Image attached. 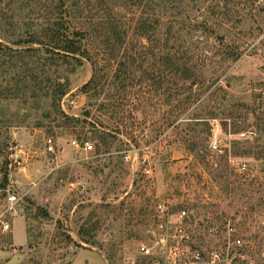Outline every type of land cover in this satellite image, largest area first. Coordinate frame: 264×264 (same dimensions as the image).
<instances>
[{
	"label": "rangeland",
	"instance_id": "1",
	"mask_svg": "<svg viewBox=\"0 0 264 264\" xmlns=\"http://www.w3.org/2000/svg\"><path fill=\"white\" fill-rule=\"evenodd\" d=\"M56 20L90 60L49 49ZM167 46L191 77L168 73ZM0 82V264H123L153 243L157 199L264 264V0H0Z\"/></svg>",
	"mask_w": 264,
	"mask_h": 264
},
{
	"label": "built area",
	"instance_id": "2",
	"mask_svg": "<svg viewBox=\"0 0 264 264\" xmlns=\"http://www.w3.org/2000/svg\"><path fill=\"white\" fill-rule=\"evenodd\" d=\"M250 133L254 134L253 131ZM71 145L85 151L93 149L90 140L73 139ZM210 146L221 151L216 141L211 142ZM45 148L48 153H57L53 137L46 138ZM245 168V163L239 166L240 170ZM145 172L149 174L151 170L147 168ZM7 199L9 208L13 209L17 196L9 193ZM9 227L8 222L4 224L5 229ZM200 227V220L188 208H176L165 199H157L154 203L153 243H141L138 255L125 258L123 264H234L236 258L245 256L247 243L235 236L231 227L225 231L219 225L211 224L207 234L214 238L212 242L200 240Z\"/></svg>",
	"mask_w": 264,
	"mask_h": 264
},
{
	"label": "trees",
	"instance_id": "3",
	"mask_svg": "<svg viewBox=\"0 0 264 264\" xmlns=\"http://www.w3.org/2000/svg\"><path fill=\"white\" fill-rule=\"evenodd\" d=\"M62 27H66L67 32H64V33L61 32V28ZM49 30H51L50 33H49V37L52 38V42L49 45V49L53 48L54 50L63 52V54L79 53V54L83 55L84 57H87L90 60V56H89L88 50L84 49L82 47V45H81L82 40H80V39L75 40L74 38H72L70 36V34L71 35H77L79 33H81V36H82V35H84L83 33H85V32H82V31H79V32H74V31L73 32H68L69 31V27L65 26L63 21L60 22V20L59 21L56 20V22L54 23V26L50 27ZM38 41H39V34L33 33V34H31L29 36L28 40H26L25 42L28 45H30V44L38 43ZM170 48H172V46H167V54H166L165 58H162L168 64V73L171 74V75H176V76L182 75V77H185V78L191 77L190 75L194 71L193 68H192V65H191L192 62L188 61V59H185V60L182 59L183 62H181L180 58L175 56L177 52L169 50ZM183 50H184V53L185 52L186 53L189 52L185 48H183ZM179 52H180V49L178 50V53ZM82 53H84V54H82ZM203 56H204V58L199 60V66L201 67L200 70H201L202 74L204 73V70L207 69V64H206L207 60H210L209 59L210 57H208L207 54H203ZM196 63H198V62H196ZM210 63L214 66V68L212 70L213 74H215L222 67V62L221 61H210ZM96 64H97V62H93V65L95 66V68H94L95 72L97 71ZM223 73L224 72H222V74ZM222 74H219L216 78H214V81H213L214 85H215V81L218 80L222 76ZM95 77L96 76H94L93 79L90 82H92L95 79ZM26 78H28L27 75H26ZM90 82H89V84H90ZM0 83H1L0 84V89L8 88L7 86H3L2 82H0ZM213 88H214L215 94H219L220 91H224L225 90V88H223V86H220V85H215ZM10 89H15V88L10 87ZM3 95L0 92V98L3 97ZM10 95H12V92H11ZM256 109L257 108H254L255 111L252 112V114H251V119L253 121L257 120L259 118V116L256 113ZM224 119H227V117H225ZM263 122H264V119H263ZM227 124H228L227 122H224V126L227 125ZM233 126H234V133H240L241 132L240 131L241 130V126L240 125H238L237 123H234ZM257 128L260 131L264 132V127H261L260 124L257 125ZM0 137H1V132H0ZM209 146H210V144H209ZM257 147H258V150L255 151V154L258 157H260L261 159H264V149H263V147H261V146H257ZM220 149H221V151H223L222 148H220ZM210 151H212V149H210ZM214 151H217V150H214ZM261 171H264V165H263V168L261 169ZM254 179H255V182H252V183L257 184V186H259V187L263 186V182H259L258 178H254ZM5 181H6V183L8 181V178L6 177V174H5Z\"/></svg>",
	"mask_w": 264,
	"mask_h": 264
},
{
	"label": "water",
	"instance_id": "4",
	"mask_svg": "<svg viewBox=\"0 0 264 264\" xmlns=\"http://www.w3.org/2000/svg\"><path fill=\"white\" fill-rule=\"evenodd\" d=\"M200 223H202V220H200Z\"/></svg>",
	"mask_w": 264,
	"mask_h": 264
}]
</instances>
